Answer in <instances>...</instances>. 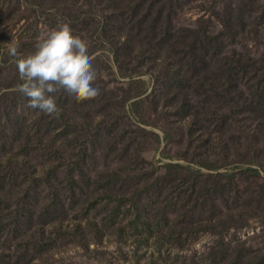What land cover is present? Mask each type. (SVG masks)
Listing matches in <instances>:
<instances>
[{"label":"rangeland","instance_id":"1","mask_svg":"<svg viewBox=\"0 0 264 264\" xmlns=\"http://www.w3.org/2000/svg\"><path fill=\"white\" fill-rule=\"evenodd\" d=\"M65 24L99 94L50 118ZM0 264H264V0H0Z\"/></svg>","mask_w":264,"mask_h":264},{"label":"clouds","instance_id":"2","mask_svg":"<svg viewBox=\"0 0 264 264\" xmlns=\"http://www.w3.org/2000/svg\"><path fill=\"white\" fill-rule=\"evenodd\" d=\"M9 53L18 56L11 46ZM23 83L21 93L28 98L29 107L37 108L48 117L58 115L50 95L62 93L80 102L99 94L94 86L96 70L88 58L84 45L71 36L68 25L42 34L35 51L16 60Z\"/></svg>","mask_w":264,"mask_h":264}]
</instances>
